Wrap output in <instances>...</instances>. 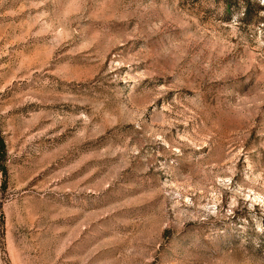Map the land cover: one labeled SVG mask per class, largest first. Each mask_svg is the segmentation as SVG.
<instances>
[{"label":"rangeland","instance_id":"1","mask_svg":"<svg viewBox=\"0 0 264 264\" xmlns=\"http://www.w3.org/2000/svg\"><path fill=\"white\" fill-rule=\"evenodd\" d=\"M0 133V264H264V0H0Z\"/></svg>","mask_w":264,"mask_h":264},{"label":"trees","instance_id":"2","mask_svg":"<svg viewBox=\"0 0 264 264\" xmlns=\"http://www.w3.org/2000/svg\"><path fill=\"white\" fill-rule=\"evenodd\" d=\"M244 4H245V8H244L243 16L245 19H249L250 14H251L249 3L245 1ZM4 154H5V144H4L3 137L0 133V155H4Z\"/></svg>","mask_w":264,"mask_h":264}]
</instances>
